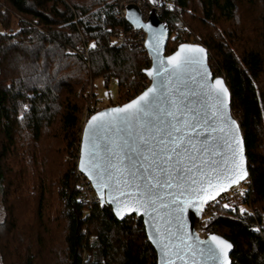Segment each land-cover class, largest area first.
Instances as JSON below:
<instances>
[{
	"label": "trees",
	"instance_id": "trees-1",
	"mask_svg": "<svg viewBox=\"0 0 264 264\" xmlns=\"http://www.w3.org/2000/svg\"><path fill=\"white\" fill-rule=\"evenodd\" d=\"M123 1L0 0V264H157L141 218L119 221L97 204L82 233L85 207L76 201L82 115L98 101L95 81L118 84V105L150 85L141 47L85 55L91 43L108 42L106 29L129 26L117 14ZM141 1L147 13L160 0ZM161 20L167 54L184 42L207 48L245 139L249 177L237 190L249 211H235L224 195L207 206L202 227L235 245L232 264H264V0H174ZM177 23L191 35H177Z\"/></svg>",
	"mask_w": 264,
	"mask_h": 264
},
{
	"label": "snow or ice",
	"instance_id": "snow-or-ice-1",
	"mask_svg": "<svg viewBox=\"0 0 264 264\" xmlns=\"http://www.w3.org/2000/svg\"><path fill=\"white\" fill-rule=\"evenodd\" d=\"M140 26L150 28V25ZM162 40L161 34L155 49L157 60L152 69L145 70L153 86L123 107H114L92 117L85 133L88 159L85 161L82 156L81 171H86L94 181L102 200L104 189H107L117 215L124 211L143 212L153 221L157 236L149 238L161 243L162 264H175L176 259L184 264H202L197 257L215 264H228L227 251L232 245L215 235L209 237L215 247H199L204 242L198 237L196 244L189 243L191 237L184 230L183 214L189 208L199 211L203 203L215 199L247 175L239 129L227 114V89L217 79L215 86L207 85L205 93L214 101L209 106L214 121L211 131L221 133L213 139L223 140L222 149L220 145L211 149L213 155L224 157L220 166H214L217 162L206 158L210 150L208 141L203 142L204 146L197 143L208 114H204L202 120L196 109L183 100L178 103L171 95L167 107L162 103L161 89L167 87L169 94L177 91L176 82L182 80L190 66L199 65L207 78L209 74L202 55H194L204 50L181 45L174 55L165 58L160 53ZM101 134L103 138L114 134L111 136V158L100 155ZM162 209L167 211L162 213ZM173 220L179 222L177 231L172 229ZM161 221L165 224L163 230Z\"/></svg>",
	"mask_w": 264,
	"mask_h": 264
},
{
	"label": "water",
	"instance_id": "water-1",
	"mask_svg": "<svg viewBox=\"0 0 264 264\" xmlns=\"http://www.w3.org/2000/svg\"><path fill=\"white\" fill-rule=\"evenodd\" d=\"M152 5H153V7L149 11L146 20H144V18H143V16H144L143 11L137 5L132 4L126 8V10H127L126 20H127V22L130 25H132L134 29L143 30L147 35V39H146V43H145V49H146V52H147L148 57H149L150 62H151L150 67L147 69H152L154 66V63L157 60V53H156L155 49H156V46H157V43H158V40H159L161 34L163 35V40H162V43H160L159 47H160L161 55L165 58L174 55L180 49L181 45L193 46L196 48H202L204 50V52L202 54H194V55H202L203 61H204V67L207 68L208 74H209L207 76V78H205L204 71L199 65L190 66L188 71L185 73L184 77L182 78V80L176 82L175 86L178 89L177 91L169 94L167 87L161 89L162 93L164 94V96L162 97V103L165 107H167L169 105L168 96L171 95L173 98H175L177 100L178 103L181 100H183V102L185 104H187L189 107L196 109L201 114L202 120L205 118L204 114H206V113L208 114L207 124L205 126L204 131H203V134L197 137V143L199 146H204L203 142L205 140L208 141L207 146L209 147L210 150L206 153V158L209 160H215L217 163L214 166H217V167L222 164L224 157L221 155H213V152L211 151V149L216 147V145H220V149H222L223 148V140H221V139H215L214 140L213 139V137H217V138L220 137L221 133L211 131V128L214 126V121L211 118L209 106L212 103H214V101H212L209 97H207L205 95V93L207 91V85L211 84V85L215 86V81L217 79L222 81L223 87L227 89V96L225 97L226 104H227V114L231 117V119L233 121H235L236 127L239 129V136H240L242 148H243L244 169H245L247 175L242 180H240L238 183L232 184L230 187L227 188V190L220 192V194L217 195L215 197V199H210L206 203H203L202 207L199 211L197 209H194V208L187 209L183 214V223L186 226L184 230L191 237V239L189 240V243L196 244L197 243L196 238L198 237L199 241L204 242L203 244H200L199 247H202L205 249L208 247H215L213 242L209 239V237L212 235L219 236V237L223 238L224 240H226L227 242H229L232 245V247L227 251V258H228V264H232L231 256L235 250V245L232 242L225 239L224 237L216 234L215 232L206 231L202 227V223H201L203 215L205 213V210L209 204L217 201L218 199L222 198L224 195H227L228 193H230L234 189L238 188L249 177L248 158H247V152H246L245 139H244V136L242 134L241 126H240L238 120L234 117V114L231 110L230 90L227 86V83H226L224 77H214L211 66L209 64L208 50L203 45L197 44V43H182L176 48V50L173 53H171V54L166 53L167 44H168L169 39H170V28L165 21L161 20V18L159 17V15L157 13V10H156L157 7H160L162 5V0L157 1V2L153 1ZM140 25H150V28L141 27ZM145 70L143 73L146 76V78L149 80L150 85L144 91H146L148 88L153 86V80L151 77H149L146 74ZM202 83L204 84V87H201ZM157 87L158 88L160 87L159 83H157ZM143 92H141L133 100L138 98ZM131 101H129L128 103H130ZM125 104H127V103H125ZM125 104L111 106V107H108L105 109H101L100 111H98L94 115H92L85 122V124L83 126V130H82V136H81L80 154H79L77 171H78L79 175L87 178L90 181V183L92 184L96 194L100 198V206L101 207L110 206L112 209V212L114 213L115 217L119 221H124L125 219H127L128 217H131V216H136V217L142 219L147 239L156 251L157 264H162V260L164 257H163L162 252H161V243L158 240H153V239L149 238L150 235L152 237L157 236L155 229L152 227L153 221L148 216H145L143 214V212L138 214L137 212H134V211H132V212L124 211L121 215H117L116 206L109 201L107 189H104V196H103V200H102L98 189L95 187L94 181L89 178L86 171H81V167H80L82 156L84 157L85 161H87V159H88V157H87V150L88 149H87V146L85 145V133H86V130L88 129V125H89V122L91 121L92 117L96 116L100 113L110 111L114 107H123ZM112 135H114V134H108L109 138H103V134H101V138L99 139V152H100L101 157L111 158V149L113 148V144L111 143V136ZM220 149H217V150H220ZM205 167L207 170L208 166H205ZM174 190L175 189H173V191ZM165 211H167V210H165V209L161 210L162 213ZM178 223H179L178 221L173 220V223L171 225L173 231L178 230L177 229ZM160 226H161V229L163 230V228L165 227L164 221L160 222ZM186 259L190 260L191 257H186ZM197 259L202 260V264H215V262H213L211 260L203 259L200 257H197ZM221 259H223V257H221ZM175 264H184V262L180 259H176Z\"/></svg>",
	"mask_w": 264,
	"mask_h": 264
},
{
	"label": "built area",
	"instance_id": "built-area-1",
	"mask_svg": "<svg viewBox=\"0 0 264 264\" xmlns=\"http://www.w3.org/2000/svg\"><path fill=\"white\" fill-rule=\"evenodd\" d=\"M137 5L138 7L141 8L142 10V1L141 0H125L123 2H121L118 7H117V14L118 17L122 20H126V16H127V10L126 8L129 5ZM174 7V0H163L162 5L160 7H157V13L159 15V17L161 18L163 15L164 10H171ZM148 13H144L143 12V18L144 20L147 19ZM100 23L102 25H104L107 21V15L105 12H101L100 13V17H99ZM128 23V22H127ZM129 24V23H128ZM106 32L112 34L111 38L108 40V42H94L91 43L86 49H85V55H88V52L90 49L93 50H102V49H106L107 47H122V46H138L143 48L145 51V43H146V39H147V35L143 30H136L133 28L132 25L129 24V26L127 28H119L117 27L115 32L112 33V30L110 28L106 29ZM175 33L177 35H183L184 33H188V31L186 30L185 27H178L177 25L175 26ZM95 44V47H92V45ZM146 55L148 56L147 52ZM148 87V85H146V87L143 89V91ZM142 91V92H143ZM109 94H106V97L109 98L108 96ZM97 112V109L95 107H91L89 108V110L86 113V117L84 122H86L92 115H94ZM79 175V173H78ZM80 179H79V187H80V192L76 197V201L80 204L83 205L85 208L82 210V217H83V222L84 223V227L82 229V233H86L87 232V219H89L91 212L93 210V208L97 205L100 204V198L98 197V195L96 194L92 184L90 183V181L79 175ZM229 194V200L231 202L232 208L234 210H236L239 206H240V201L242 199V191L234 189L233 191H231ZM90 240L93 241L95 240V236H91ZM85 258H87V255L85 256Z\"/></svg>",
	"mask_w": 264,
	"mask_h": 264
},
{
	"label": "rangeland",
	"instance_id": "rangeland-1",
	"mask_svg": "<svg viewBox=\"0 0 264 264\" xmlns=\"http://www.w3.org/2000/svg\"><path fill=\"white\" fill-rule=\"evenodd\" d=\"M253 19L252 18H248L249 23H251L252 21L256 20V18H253ZM234 24H229V26L233 25V27L234 26L237 27L238 24L237 25H236V23H234ZM182 26L186 28L188 33H184L183 35H180V36H185L186 35V37H188L189 35H191L190 30H189V28L187 26H184V25H181V24L177 23V28L178 27H182ZM231 28H232V26H231ZM15 29H17V28L15 27ZM2 31L3 30H2V27L0 25V32H2ZM221 31H223L222 28H221ZM184 43H193V42H184ZM94 86H95V90L94 89L93 90H94V92L96 93V95L98 97V101L95 102V103H92V104L89 103V104L85 105L84 110H83V115H82L83 126L85 124L84 120H85L86 113L89 110V108L95 107L97 109V112H98L101 109H105V108H108V107H111V106H116V105L119 104V101H118L119 100V88H118V84L115 81H112L109 87H105V84H104L103 80L102 79H98V80L95 81ZM91 89L92 88H91V85H90L89 91ZM89 91L87 92V94L89 93ZM106 94H109L108 95L109 98L106 97ZM77 97L81 98V91L77 92ZM26 168H28V166ZM241 209H243V211L244 210H248L249 211L248 207L245 206L244 204H242V205L240 204V206L235 211H239V213H242ZM22 211H24V210H22ZM22 211L21 210L16 211L15 214L17 216L23 218V216L25 214L22 213ZM4 220H5V210H4L3 203H2V198H1V195H0V223L3 222Z\"/></svg>",
	"mask_w": 264,
	"mask_h": 264
}]
</instances>
